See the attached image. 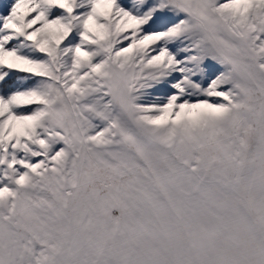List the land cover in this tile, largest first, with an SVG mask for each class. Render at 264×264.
Wrapping results in <instances>:
<instances>
[{
  "label": "rangeland",
  "instance_id": "obj_1",
  "mask_svg": "<svg viewBox=\"0 0 264 264\" xmlns=\"http://www.w3.org/2000/svg\"><path fill=\"white\" fill-rule=\"evenodd\" d=\"M0 264H264V0H0Z\"/></svg>",
  "mask_w": 264,
  "mask_h": 264
}]
</instances>
